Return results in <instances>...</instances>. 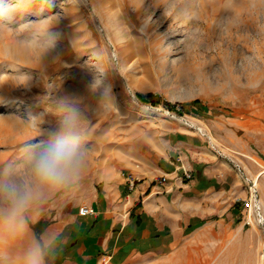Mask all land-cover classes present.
I'll return each instance as SVG.
<instances>
[{"label":"rangeland","instance_id":"obj_1","mask_svg":"<svg viewBox=\"0 0 264 264\" xmlns=\"http://www.w3.org/2000/svg\"><path fill=\"white\" fill-rule=\"evenodd\" d=\"M0 2V171L27 182L23 146L56 127L61 102L88 132L79 183L34 205L23 231L0 223V264H26L59 200L92 201L129 162L173 152L184 135L235 171L241 200L171 252L128 264H264V0ZM148 93L202 109L179 116L136 96Z\"/></svg>","mask_w":264,"mask_h":264},{"label":"crops","instance_id":"obj_2","mask_svg":"<svg viewBox=\"0 0 264 264\" xmlns=\"http://www.w3.org/2000/svg\"><path fill=\"white\" fill-rule=\"evenodd\" d=\"M199 140L189 145L184 135V146L173 152L129 162L90 202L59 200L39 232L51 264H128L171 252L190 225L194 234L219 223L220 210L231 208V199L241 200L235 197L238 178ZM191 147L201 152L194 163L186 154ZM185 170L192 179L182 182ZM128 175L138 179L134 186ZM163 176L168 177L164 184ZM84 207L92 213L83 214Z\"/></svg>","mask_w":264,"mask_h":264},{"label":"clouds","instance_id":"obj_3","mask_svg":"<svg viewBox=\"0 0 264 264\" xmlns=\"http://www.w3.org/2000/svg\"><path fill=\"white\" fill-rule=\"evenodd\" d=\"M6 11L0 2V16ZM87 139V124L80 108L61 102L56 110V127L23 146L27 182L17 180L10 168L0 171V223L12 231H23L26 214L34 205L43 203L49 193L78 184L87 169ZM26 264H44L40 244L28 252Z\"/></svg>","mask_w":264,"mask_h":264},{"label":"trees","instance_id":"obj_4","mask_svg":"<svg viewBox=\"0 0 264 264\" xmlns=\"http://www.w3.org/2000/svg\"><path fill=\"white\" fill-rule=\"evenodd\" d=\"M136 96H137L138 100L144 104H150L152 106L162 105L169 112H173L179 116H183L184 114L190 113V111L192 109H195V110L202 109L201 101H199V100H195V101H192L191 103L185 104V105L180 107L181 108L180 110H178L175 104H172V103L164 100L160 95L148 93V94H137ZM188 106H190V109H187ZM237 204H239V203H237ZM194 228L195 227L193 225H190L189 231H193ZM37 238H38L40 245L43 249V252L45 254L46 249L40 240L39 232L37 233Z\"/></svg>","mask_w":264,"mask_h":264},{"label":"built area","instance_id":"obj_5","mask_svg":"<svg viewBox=\"0 0 264 264\" xmlns=\"http://www.w3.org/2000/svg\"><path fill=\"white\" fill-rule=\"evenodd\" d=\"M229 160H231V162L233 163L234 167L239 168V167H238V164L236 163V161H235L234 159H232L231 157H229ZM127 178H128V180H129L131 186H134V184L138 181V179L135 178V177H133V175H128ZM167 179H168L167 176H163V177L161 178V183L164 184V183L167 181ZM181 179H182V182L185 181V180H186V181L191 180V179H192V173H191V171H189V170H185V171H184V174H183V176H182ZM82 213H83V214H91L92 211L90 210V208H88V207H84V208L82 209Z\"/></svg>","mask_w":264,"mask_h":264}]
</instances>
